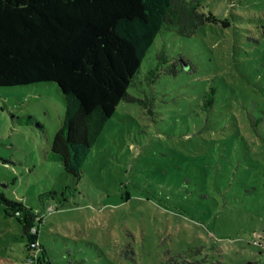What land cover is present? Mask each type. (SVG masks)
<instances>
[{
	"label": "rangeland",
	"instance_id": "rangeland-1",
	"mask_svg": "<svg viewBox=\"0 0 264 264\" xmlns=\"http://www.w3.org/2000/svg\"><path fill=\"white\" fill-rule=\"evenodd\" d=\"M201 10L231 23L158 34L128 89L146 104H118L80 179L48 157L67 111L59 86L0 87V255L36 252L7 198L37 216L39 264H264V0ZM260 115L257 136L245 122Z\"/></svg>",
	"mask_w": 264,
	"mask_h": 264
},
{
	"label": "trees",
	"instance_id": "trees-1",
	"mask_svg": "<svg viewBox=\"0 0 264 264\" xmlns=\"http://www.w3.org/2000/svg\"><path fill=\"white\" fill-rule=\"evenodd\" d=\"M201 7L202 0H0V87L41 82L59 86L67 111L48 157L80 179L118 104L122 100L146 104L128 89L158 34L177 27L181 34L192 35L205 22L230 25L228 18L219 19ZM157 55L159 63L150 70L149 82L168 60L164 50ZM181 60L182 69L190 71L192 64ZM167 70L179 71L176 67ZM216 101L212 86L201 99L204 118L215 109ZM262 120L260 115L255 122L249 118L245 123L258 136ZM4 199L23 223L30 238L28 250H36L27 258L36 256L37 264L47 260L46 249L32 232L33 227L40 230L34 210L21 201ZM34 242L41 249L38 245L31 248ZM0 264L19 263L0 255Z\"/></svg>",
	"mask_w": 264,
	"mask_h": 264
},
{
	"label": "built area",
	"instance_id": "built-area-1",
	"mask_svg": "<svg viewBox=\"0 0 264 264\" xmlns=\"http://www.w3.org/2000/svg\"><path fill=\"white\" fill-rule=\"evenodd\" d=\"M54 208L53 207H50L49 210L52 211ZM38 230L36 227H33L32 228V232L33 233H36ZM34 247L38 245V243L34 242L32 244ZM24 264H37V261H36V256H30L28 257L25 261H24Z\"/></svg>",
	"mask_w": 264,
	"mask_h": 264
}]
</instances>
